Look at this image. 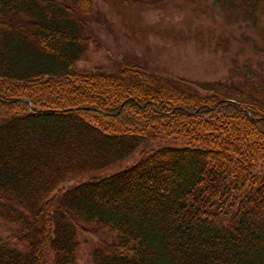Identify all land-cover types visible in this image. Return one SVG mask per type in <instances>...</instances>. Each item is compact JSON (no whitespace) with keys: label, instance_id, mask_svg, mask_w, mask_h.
Segmentation results:
<instances>
[{"label":"trees","instance_id":"16d2710c","mask_svg":"<svg viewBox=\"0 0 264 264\" xmlns=\"http://www.w3.org/2000/svg\"><path fill=\"white\" fill-rule=\"evenodd\" d=\"M219 1L254 23L264 3ZM94 7L0 0V220L17 228L0 264H77L89 233L110 238L92 264H264V90L80 70Z\"/></svg>","mask_w":264,"mask_h":264},{"label":"rangeland","instance_id":"374dc122","mask_svg":"<svg viewBox=\"0 0 264 264\" xmlns=\"http://www.w3.org/2000/svg\"><path fill=\"white\" fill-rule=\"evenodd\" d=\"M227 1V0H226ZM90 24L93 42L80 70L114 72L121 63L169 79L192 83H232L264 90V3L259 20H243L236 9L219 0H93ZM149 145L145 150L165 146ZM141 151L108 173L123 170L140 160ZM71 179L66 186L87 181ZM17 228L0 220V242ZM77 264H92L94 250L110 238L105 234H80ZM23 253L29 248L16 243ZM48 264L54 255L47 253Z\"/></svg>","mask_w":264,"mask_h":264}]
</instances>
